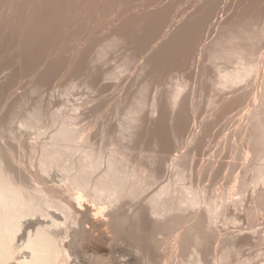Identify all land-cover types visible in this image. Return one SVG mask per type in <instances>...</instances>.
<instances>
[{"label": "bare ground", "instance_id": "bare-ground-1", "mask_svg": "<svg viewBox=\"0 0 264 264\" xmlns=\"http://www.w3.org/2000/svg\"><path fill=\"white\" fill-rule=\"evenodd\" d=\"M181 1H5L0 10V51L10 49L12 55H8L10 59L7 62L17 61L19 73L10 71L11 73L0 76V136L2 132L3 135L5 132V136H10L6 141L5 136L4 140L0 137V264H117L126 252L127 256L135 255L136 250L133 252L130 247L139 249L137 258L141 255L146 257V253L143 254L146 251L154 260L157 253L159 255L157 236L164 231L173 234L171 245L179 246V253L182 251L181 264H202L201 256L212 237L214 238L212 224L227 202L226 199L224 201L225 194L239 196L241 199L250 184L253 188L264 184V58L258 53L264 38V0H228L224 5L222 0ZM110 4L113 7L111 17L107 14V17L103 16L105 6L109 7ZM221 4L223 9L220 8ZM220 10L223 13L214 22L213 19ZM92 12H96L95 16ZM103 17H106L104 21L108 23L106 26L105 22V27L102 26L104 22L99 24ZM93 23H97V29L92 27ZM214 24L217 32L206 42L205 33ZM88 25L96 30H88L90 35L83 34L85 39L80 38L78 42L73 39V42L64 44L62 48L61 40L69 39L72 32L82 31ZM65 26L68 28L65 29ZM68 31L72 33L69 36ZM52 48L55 50L49 54ZM195 51L198 56L194 57L198 58L192 59ZM113 52L121 54V61L119 59L120 62L117 63L114 60L116 64L110 65L111 70H102L104 63L109 60L108 55ZM190 63L195 64L192 75L196 78L193 81H196L193 84L196 82L198 87L191 85L199 88V92L204 89V82L207 81V85L213 90V95L206 98L205 102L195 98L198 93L196 89L188 91L190 80L186 77L178 79V76L176 78L172 75L173 70L182 71ZM21 70L24 74H21ZM82 74H85L84 78ZM125 74L130 78L129 88L126 86L128 82H124V86L128 88L125 91L119 84L122 89L118 88V92H122L118 94L116 91L117 96L114 95L116 97L111 103L109 100L114 97H107L108 100L101 97L103 101L97 103H93L92 98L88 101L83 99L82 102V106L87 102L85 107L89 111L99 114L107 100L106 106L110 108L102 110H110L111 114H115L114 119L116 115H121L118 116L119 121L116 118L117 124L104 122L100 130L95 128L97 132L101 131L103 141L96 131L93 134L101 140L103 146L95 139L92 142L91 125H77V118L82 114L78 113L80 104H73L77 107L72 105L68 111L58 107L45 110L41 101H35L38 97L31 95L40 87H46L56 79L59 81L63 76L68 79L80 75L84 81L83 83L81 80V84L91 90L93 85L96 86L93 83L97 78L100 81L108 79L114 84L123 79L128 81ZM163 75H167L165 79L170 80L166 88L160 90L161 87L159 85L158 88L157 84L152 87L151 83H157ZM24 77L27 78L23 80ZM75 78L72 81L69 79L70 83ZM17 82L23 83V90L16 92L5 103L8 96L13 94ZM75 82H68L69 86L64 85L65 89L62 87L64 96L73 94L70 90L78 87ZM250 82L258 83L252 97L251 91L244 90ZM150 87L156 88V91L151 88V92ZM215 95L219 97L215 99ZM30 96L34 97V102ZM248 97L253 101L250 110L246 111L247 115L245 114V128L248 132L241 134L238 129L225 137L223 142L228 147L236 148L238 145L236 149L242 153L239 140L243 138L248 148L261 153L252 166L249 178L239 177V180L225 189L217 188V193L208 194L205 186L185 182L186 159L183 155L173 156L170 164L174 167V174L170 179H165V182L160 181L162 171L166 168L164 158L162 160L155 153L152 155V152L149 153L150 149L147 150L149 152L142 150L143 146L137 153L136 158L139 159H133L135 155L131 158V142L127 136L135 135L136 139H143L145 136L141 135L146 133L150 142H144L153 144V148L159 145L169 147L174 145L182 131H189L190 127L192 130L195 114L200 108H204L203 105L208 109L217 106L216 111L213 108L212 114L207 113L208 118L215 113L214 119L206 118L207 121L201 122L202 127H199L208 131L215 117L228 118L233 110L235 113V109L236 113L239 112ZM73 101L76 102V99ZM66 102L68 103L67 100ZM69 102L71 105L70 100ZM206 109L204 108V112ZM157 113L159 114L155 115ZM141 126L145 127L143 134ZM137 128H140V133ZM18 129L21 131H14ZM24 131L35 135H32L31 141L25 139ZM113 131H119L120 134L116 136L118 138L115 137L117 132H114V136L111 134L114 138L110 137V132ZM104 139H110V142H104ZM15 144L19 145L22 155H19L20 158H17L16 151L19 149ZM232 161L227 162L225 167H230ZM213 163L212 160L208 163L207 171L215 175L224 163ZM143 194L144 201L140 198L144 197ZM256 195V207L264 209V191L257 192ZM138 198L142 201H138ZM234 199L232 202H235ZM200 206L201 209L197 210L201 213L196 216L195 222L187 224L185 219L189 212L186 211ZM97 214L102 217L96 226L101 230L99 236L106 234L108 237L106 231L111 233L112 243L116 245L114 249V244L109 241L111 249L122 252V255L118 252V261L110 257V252V256L102 257L95 250L97 254L94 251L90 254L82 251L81 244L93 237L88 224ZM249 214L247 211V215ZM229 220L234 221L232 218ZM229 234L220 240L229 246L228 254L233 252L234 237L237 236ZM244 238L251 239L249 234ZM101 240L103 239H99ZM113 252L111 254L115 253ZM134 255L132 258V255L129 256L130 260L126 264H138ZM225 255L223 253L218 256L217 259L222 261L220 264H228ZM144 257L142 260L145 261ZM110 260L117 262L110 263ZM148 260H151L150 257ZM242 263L244 262L239 264Z\"/></svg>", "mask_w": 264, "mask_h": 264}, {"label": "rangeland", "instance_id": "rangeland-1", "mask_svg": "<svg viewBox=\"0 0 264 264\" xmlns=\"http://www.w3.org/2000/svg\"><path fill=\"white\" fill-rule=\"evenodd\" d=\"M6 1V0H5ZM5 1L4 0H0V10L4 7V3H5ZM182 1H185L186 2V0H182ZM181 1V2H182ZM225 1H228V0H222V2H224V3H222L223 5L226 3ZM185 2H183V3H185ZM183 3H181V4H183ZM4 4V5H3ZM180 4V3H179ZM180 4V5H181ZM221 4V5H222ZM111 5V4H110ZM109 5V7H111V8H109L108 6V8L105 6V8H106V10H103V11H105V15H103V16H106V14H107V16H110V13L112 14V5L110 6ZM223 5L220 7V8H222L223 9ZM104 8V9H105ZM223 12H222V10H220V12L218 13V15H216L217 17H215L214 19H213V21L215 22L217 19H218V17H221V14H222ZM95 14H96V12L93 14V12H92V15H94L95 16ZM106 16V17H107ZM106 17H103L102 19H103V21L101 22H99V24L101 23H103V25L102 26H104L105 27V22L106 21H104L105 20V18ZM111 17V16H110ZM109 17V18H110ZM98 24V26H101V25H99ZM107 22H106V26H107ZM91 25H93L92 27H95L96 29H97V23L95 24V23H93V24H91ZM91 25L89 26L88 25V27H86L85 29H83L82 31H76V32H72L73 33V35L68 39H66V40H64L63 39V41L61 40V43L60 44H62V48H64V46L66 45V44H68L69 42H73V39L75 40V41H79V39L80 40H82V39H85L86 38V36H88V35H90V32H92V31H94V30H96V29H94V28H92L91 27ZM94 25H96V26H94ZM66 28H68V26H65V29ZM89 28H91V29H89ZM94 29V30H93ZM90 31V30H92V31H90V32H88L87 33V31ZM216 32H217V29H216V26H215V24L211 27V28H209L208 29V31H207V33H205L206 34V36H204V38H206V42H208V41H210V39L216 34ZM70 31H68V34H67V36H69V35H71L72 34ZM86 33V34H85ZM83 34H85L84 36H83ZM83 36V37H82ZM85 37V38H84ZM76 38V39H75ZM78 38V39H77ZM77 41V42H78ZM63 42V43H62ZM66 42V43H65ZM65 44V45H64ZM53 50H55L54 48H52V49H50L49 50V54H50V51L52 52ZM12 51V50H11ZM196 53H194L193 54V58L192 59H197L196 57H194V55H196V56H198V54H197V51H195ZM10 53V54H9ZM258 53H259V56L261 57V58H264V38H263V40H262V42L260 43V45H259V48H258ZM10 55H12V53L10 52V49H8V50H5L4 52L3 51H0V76L2 75V76H4V75H6L5 73H11L12 71H16V72H18L19 73V71H18V62L17 61H9V62H7V60H9L8 59V57ZM121 54L120 53H118V52H113V54L112 55H108V56H110L108 59L109 60H107L108 62L107 63H104V65L102 66V65H100V66H102V70H104V68H107V70L109 69V70H111V66L110 65H115L116 64V62H114V60H117V63L118 62H120L121 61V56H120ZM53 55H51V57H52ZM116 57V58H115ZM120 59V61H118ZM6 61V62H5ZM111 62V63H110ZM193 64V63H192ZM191 63L188 65V66H186L185 68H184V70H173L174 72H172V75H173V77L174 76H176V78H178V79H181L182 77H186V79L187 80H190L189 82H191L190 84H189V82H188V85L190 86V88H189V90L188 91H191L190 89H192V88H194L191 84H193V82L194 81H196V80H194L193 81V79H196L195 77H194V75H192V73L194 72V68H195V64H193L192 65ZM106 66V67H105ZM107 66H109V67H107ZM194 67V68H193ZM113 68V67H112ZM64 71L66 70L65 68L63 69ZM62 70V71H63ZM11 71V72H10ZM37 71V70H36ZM176 71V72H175ZM21 72V74H24V72L21 70L20 71ZM178 72V73H177ZM174 73V74H173ZM4 74V75H3ZM176 74H178V75H176ZM194 74V73H193ZM83 75V74H82ZM85 75V74H84ZM84 75H83V77L82 76H80V75H78V76H76V78L75 77H70V78H68V79H66V76H63L62 77V79H59V81L56 79V80H54L52 83H50V84H48V85H45L46 87H43L42 86V88L40 89L39 88V90L37 91V92H35V93H33V94H31V95H33L34 97H38V98H35L34 99V97L32 96V98H31V96H30V99L32 100L33 99V102H34V100L35 101H41L42 103H43V105H42V107H44V109L46 110V109H52V107H53V109H56L57 107L58 108H61V109H64V110H66V111H68V109H71L70 107H72V105L74 104V105H77V103L78 104H80V106L82 107H80V110H79V108H78V110H79V112H78V110H77V112L80 114V113H82V114H84L83 116H82V114H81V116H79V117H81V118H77V125L78 126H81L82 127V125H83V127H85V126H90L91 125V132H90V137L92 136V142H95L94 141V139L96 140V142H98L99 140V138L97 139V136L95 137L94 136V131H96L97 132V130H98V128H99V130L101 129V127H102V123H104V122H110V123H112V124H114V123H116L117 124V119H118V121L120 120V118H118V116L120 115V114H118V116L116 115V118L114 119V113H112L111 114V112H110V110L109 111H106V110H108L109 108H110V106L109 107H107L106 105H107V100H108V98H112V97H114V98H110L111 100H109L110 101V103H111V101H113V99H115V97L117 96V94H115V93H117L118 91H120L122 88H123V90L125 91V90H127L128 88H129V84H130V78H129V75H127V74H125V75H127L128 76V81H127V79H126V81H124V77H126L127 78V76H125L124 75V77L122 78L123 80L122 81H119L118 83H114V84H112V82L113 81H110V80H108V79H103V80H101L100 81V78H97V79H95V81H94V83L93 84H96V88L94 87V85L90 88L91 90H88V88H86L87 86L85 85V88H84V86L81 84L82 83V78H84ZM186 75V76H185ZM188 75V76H187ZM1 76V77H2ZM178 76V77H177ZM0 77V78H1ZM82 77V78H81ZM164 77V80L162 79ZM165 77L167 78V75L165 76V75H163L162 76V78H161V80H159V81H157V83H156V81H154V83L152 84L151 83V86L152 85H156L158 88H160V90H164L166 87L165 86H167L166 84L167 83H169V79H165ZM27 77H24L23 78V80L24 79H26ZM64 78H65V80H64ZM72 78H75L74 79V81H76L75 83H77L78 85V87L77 88H75L76 86L75 85H73V87L74 88H72V90H70V91H73L72 93L73 94H68L67 96H64L65 94H64V92H63V88L65 89V86H69V84H68V82L70 83V80L72 79ZM176 78H174V79H176ZM70 79V80H69ZM82 80V81H81ZM67 81V82H66ZM72 81V80H71ZM74 81L73 82H71V83H73L74 84ZM108 81V82H107ZM162 81V82H161ZM164 81V82H163ZM167 81V82H166ZM126 82H128V85H126V86H128V88H126V86H124L125 85V83ZM62 83V84H61ZM70 83V84H71ZM83 83H84V81H83ZM171 83V82H170ZM119 84H121V87L119 86ZM195 84V86L196 87H198L196 84V82L194 83ZM193 84V85H194ZM257 82L256 83H252V82H250L248 85H246V87L244 88V90H246V91H251V97L254 95V92H255V88H256V86H257ZM22 85V86H21ZM56 85V86H55ZM63 85V86H62ZM65 85V86H64ZM79 85H80V87H79ZM105 85L107 86V85H109V86H107V87H105ZM111 85V86H110ZM159 85H160V87H159ZM187 85V86H188ZM24 85H23V83H21L20 84V82H17V85H16V87H18L17 89H16V87H15V92H14V90H13V94H10L11 96H8V99H7V101H5V103L6 102H9L11 99V97L13 96H15V94H16V92H20V90H23V87ZM67 86V87H68ZM82 86V87H81ZM102 86V87H101ZM104 86V87H103ZM117 86V87H116ZM63 87V88H62ZM66 87V88H67ZM71 87H72V85H71ZM152 87H154V86H152ZM152 87H150V91L152 92L154 89H156V88H152ZM163 87H165L164 89H162ZM194 88L193 90L195 91V89H196V92H198V90L197 89H199V88ZM43 88H44V90H43ZM58 88V89H57ZM70 88V87H69ZM105 88V89H104ZM116 88V89H115ZM118 88H120V90L118 89ZM153 90H152V89ZM188 88H186V89H188ZM49 89V90H48ZM59 89H61V90H59ZM71 89V88H70ZM98 89V90H97ZM114 89V90H113ZM17 90V91H16ZM104 90V91H103ZM159 90V89H158ZM63 92V94H62V92ZM103 93H102V92ZM117 91V92H116ZM123 91V92H124ZM154 91H156V90H154ZM188 91H186V92H188ZM60 92H61V94H60ZM122 92V91H121ZM120 92V93H121ZM200 92V93H199ZM199 92L198 93H196L197 95V97H195V98H197V100L199 101H202V100H204L203 102H205L207 99L206 98H208V97H210V96H212L213 95V90L211 89V87L210 86H208L207 85V81H205L204 82V89L202 90V91H200L199 90ZM119 92H118V94H120ZM40 94V96H38ZM60 94V95H59ZM113 94V95H112ZM194 94H195V92H194ZM194 94H192L193 95V97H194ZM63 97H62V96ZM97 95V96H96ZM114 95H116V96H114ZM62 97V99H64V101L61 99V97ZM217 95H215V96H213L215 99H217L219 96H217ZM12 97V98H13ZM60 97V98H59ZM67 97V99H65ZM79 97V98H78ZM104 99H106L107 97V100H105L106 101V105H104L103 106V108L104 109H106V110H102L103 112H101V110L99 111V114L98 113H96V112H92V111H89L88 110V108L87 107H85V104H87V102H85V103H83V106H82V102H84V101H88V100H91L90 98H92V100H94V102L93 103H97V102H99L102 98ZM192 97V98H193ZM80 98H82V99H80ZM94 98V99H93ZM96 98V99H95ZM62 100L64 103H66V104H69L70 105V102H69V100L71 101V105L69 106V105H66L67 106V108H66V106H65V104L61 101L60 102V100ZM69 99V100H68ZM76 99V102L75 101H73V100H75ZM83 99H85L84 101H83ZM9 100V101H8ZM59 100V101H58ZM66 100L68 101V103L66 102ZM77 100L79 101V102H77ZM82 100V101H81ZM194 101H197L196 99H193ZM30 101V100H29ZM72 101H73V103H72ZM103 100H101L100 102H102ZM40 102V103H41ZM50 102V103H49ZM57 102V103H56ZM60 102V103H59ZM81 102V103H80ZM30 103H32V101H30ZM41 103V104H42ZM109 103V104H110ZM54 104V105H53ZM57 104V105H56ZM252 104H253V101H252V99L250 98V97H248V98H246L245 99V101L243 102V105H242V107H241V110L238 112L237 111V113H236V109H235V113H233L234 112V110L229 114L230 116L227 118V117H221V119L220 118H218V119H216V117H215V120L214 121H212V122H214L213 123V125H211V129H209L208 131H204L202 128H199V127H202V123H203V121H207L206 120V118L207 119H210V118H213L214 119V116L213 115H215V113H213V115H212V117H210V118H208L207 116L209 115V114H207V113H211V112H213L214 110H213V108H215V111L217 110V106H213V107H210L209 109H208V107H205V105H203V107L206 109L205 110V112H204V108L203 109H201L200 108V110L195 114V122H194V126H193V124H192V130L190 129V128H188L189 129V131H182L181 133H180V136L178 137V139L176 140V142L174 143V145H171V146H169V147H167V146H165V147H160V145L157 147V146H154L155 148H153V144H149V143H146V142H144V141H146L147 140V142L149 141V139H147L146 137V133H145V127L143 128V126H141L142 127V129H143V131H141L142 132V134L143 133H145L144 135H141V136H145V138H143V139H145V140H143V139H141V138H139L138 136V138L139 139H136L135 138V135H134V137H132V136H127L129 139H130V141L129 142H131V143H129L131 146H130V149H131V154H132V156H131V158H133L134 156L133 155H135V157L133 158V159H135L137 156H138V154H139V152L138 151H140L142 148V150H144V151H147V150H149V151H147V152H149V153H151L152 155H153V153H155L154 155L156 156V154H157V156L158 157H161V159L163 160V158H164V161L163 162H165L164 164L166 165V168H165V165H164V168H165V170H164V168H163V170L165 171H162L163 172V174L161 175V178H160V181H162V182H165L164 180L166 179V180H168V178L170 177H172L173 176V174H174V167L170 164V163H172L171 161H172V158H174L176 155H183L184 157H185V159H186V163H185V175H186V177H185V182L186 183H188V184H192V185H194V186H205L206 187V189H207V192H208V194H215V193H217L218 191L216 190L217 188L219 189H225V187L226 186H228V185H230V184H233V183H235V180H239V177H245V178H249L250 177V175H251V173H252V166H253V164L255 163V161L257 160V158L261 155V153L260 152H258V151H254V150H252L251 148H248V146L244 143V140H243V138L241 139L240 138V140H239V147H240V149H241V151H242V153H240V151H239V149H236V148H238L237 146H236V148L233 146H230V147H228L227 146V143H224L223 142V139L225 138V137H227V136H229V135H231L234 131H236V130H238V129H240L241 131V134H245L246 133V131H247V128H245V124H246V115H247V112L250 110V107L252 106ZM73 105V106H74ZM87 106V105H86ZM56 107V108H55ZM69 107V108H68ZM74 107H77V106H74ZM78 107H79V105H78ZM106 107V108H105ZM83 108H84V110H85V112H83L84 110H83ZM212 108V109H211ZM86 109H87V111H86ZM212 110V111H211ZM70 112L72 111V110H69ZM89 111V113H87ZM247 111V112H246ZM101 112V113H100ZM92 113H96V114H92ZM106 113V114H105ZM108 113H109V115H108ZM233 113V114H232ZM101 114V115H100ZM159 113H157V114H155V115H158ZM212 114V113H211ZM246 114V115H245ZM93 115H94V117H93ZM99 115H100V117H99ZM103 116V117H102ZM109 116V117H108ZM119 117H121V115L119 116ZM144 117H146L145 115H144ZM156 117V116H155ZM47 118V117H46ZM98 118H100V119H98ZM107 118H109V119H107ZM142 119H143V117H141ZM86 119V120H85ZM84 122H86V123H84ZM109 120V121H108ZM212 120V119H211ZM210 120V121H211ZM216 120H218V121H216ZM94 123V125H92V123ZM102 121V122H101ZM144 121V120H143ZM142 121V122H143ZM89 122V123H88ZM96 122H97V124H96ZM99 122H101V123H99ZM202 122V123H201ZM217 122V123H216ZM88 123V124H87ZM91 123V124H90ZM102 124V125H101ZM214 124H215V126H214ZM217 124V125H216ZM14 125H15V123H14ZM85 125V126H84ZM101 125V126H100ZM144 125V124H143ZM199 125H201V126H199ZM93 126V127H92ZM97 127V128H96ZM140 127V128H141ZM193 127H195V128H193ZM93 128H94V130H93ZM95 128L97 129V130H95ZM140 128H137L139 131V133H140ZM22 129V128H21ZM21 129H18V130H14V131H21ZM201 129V130H200ZM24 130V129H23ZM191 130V131H190ZM193 130H195V131H193ZM200 130V131H199ZM203 130V131H202ZM137 131V130H136ZM6 132H8V131H6ZM23 132V131H22ZM96 132H95V134H96ZM101 131H98L97 133L99 134V136L98 137H100V139L102 140V138H101V136H100V133ZM114 132L115 131H113V133H111L110 132V135L111 134H113V136H114ZM117 133L119 132V131H116ZM115 132V134H117ZM248 132V131H247ZM3 133V132H2ZM1 133V139L2 140H4V136H5V132H4V135ZM11 133V132H10ZM24 133L25 134H23V136L25 137V139L27 140V141H31L32 139L31 138H33L35 135H33V134H28V131L26 132V131H24ZM29 135H27V134ZM29 133H30V131H29ZM32 133V132H31ZM98 134H96V135H98ZM120 133H118L117 135H115V137L116 136H118ZM3 135V136H2ZM7 135H10L9 133L7 134ZM12 135V134H11ZM32 135H33V137H32ZM26 136H28V137H26ZM112 135L110 136V137H113ZM94 137V138H93ZM9 138H10V136L8 137V136H5V141H6V139L7 140H9ZM28 138L30 139V140H28ZM114 138V137H113ZM116 138H118V137H116ZM135 138V139H134ZM110 139H112V138H110ZM110 139H104V142H105V140H107V142H108V140H110ZM125 139V138H124ZM123 139V140H124ZM231 139V138H230ZM101 140L98 142V143H100L101 145L103 144V143H101ZM117 140V139H116ZM119 140V139H118ZM127 141H128V139H126ZM126 140H125V142L124 143H126ZM232 140V139H231ZM103 141V140H102ZM112 141V140H111ZM115 141V140H114ZM142 141V143H140ZM110 142V141H109ZM108 142V143H109ZM138 142H139V144H138ZM150 142V141H149ZM97 143V144H98ZM112 143V142H111ZM147 145V147L145 148V146ZM226 144V145H225ZM14 145V144H13ZM15 145H17V144H15ZM104 145V144H103ZM102 145V146H103ZM105 145H107V144H105ZM111 145V144H110ZM109 144L107 145V146H110ZM134 145V146H133ZM136 145V146H135ZM150 145V146H149ZM18 146V149H19V145H17ZM17 146L15 147V148H17ZM107 146H104V147H106V148H109V147H107ZM138 146V147H137ZM143 146V147H142ZM227 146V147H226ZM14 147V146H13ZM142 147V148H141ZM14 148V149H15ZM153 148V149H152ZM135 149V150H134ZM17 150V149H16ZM153 150V151H152ZM18 151V152H17ZM16 151V153H18L17 155H18V157L17 158H20L22 155H21V152H19L20 151V149L19 150H17ZM135 151H137L136 153H135ZM239 151V152H238ZM237 154H236V153ZM14 153H15V151H14ZM15 153V154H16ZM20 153V154H19ZM138 153V154H137ZM227 153V154H226ZM235 153V154H234ZM137 154V155H136ZM19 155H21L20 157H19ZM164 155V156H163ZM174 156V157H173ZM166 157V158H165ZM230 158H232L231 160H230ZM233 158H235V159H233ZM132 159V160H133ZM137 159V158H136ZM138 159H139V157H138ZM137 159V160H138ZM165 159H166V161H165ZM212 160V163L213 162H215L216 164H217V162L219 161L220 163H222L223 165H221V166H223L222 167V169L217 173V174H215V175H213L211 172H208L207 171V165H208V163L210 162ZM232 160H234V161H232ZM135 161V160H134ZM229 161H232L233 163L230 165V167H228V166H226L225 167V164L227 163V162H229ZM132 163H133V161H132ZM215 163H213L214 165H216ZM50 178V177H49ZM169 178V179H170ZM51 179V178H50ZM49 180V179H48ZM49 185H51V183H49ZM262 186V187H261ZM262 189H261V188ZM152 188V187H151ZM58 189H60V188H58ZM260 189L262 190V191H264V184H259L258 186H256V188H253V186H252V184H250V186H248V188H247V190H245V192H244V194H243V196H242V198L241 199H239L237 196H231V195H228V194H225V197H224V201H225V199H226V203L224 204V206H223V208L221 209V212L219 213V217H218V221L217 220H215L214 221V225L212 224V227L214 228L213 229V235H214V238L212 237V239H211V241H210V243H209V245H208V248H206L205 249V252L202 254V264H220V263H222V261H219L220 259H217L218 258V256L219 255H222L223 253L224 254H226L225 256H227V259L228 260H226V262L228 263V264H239L240 262H244V263H242V264H264V209H261L260 208V210H259V206H257L258 207V209H257V207H256V205H257V203H256V193L257 192H262V191H260ZM149 190H151V189H149ZM148 192V191H147ZM146 192V193H147ZM145 193V194H146ZM145 194H143V196L145 195ZM231 196V197H230ZM227 197H228V200H227ZM234 197H235V199H234ZM237 197V198H236ZM140 198H145V196L144 197H140ZM142 199L140 200L139 198H138V201L140 200V201H142ZM234 199V201L235 202H232V200ZM236 199L237 200H240V201H236ZM136 201H137V199H136ZM143 201H144V199H143ZM231 201V202H230ZM135 201L133 200V203H134ZM256 204H255V203ZM234 204L235 206H233L232 204ZM228 206H227V205ZM225 205L227 206V208L225 207ZM250 207V208H249ZM256 210H255V209ZM193 209V208H192ZM190 210V211H186V213L187 212H189V214L187 213L186 214V219H185V221H186V223L188 224L189 222H191V223H193V222H195V220L197 219L196 218V216H198L199 215V212L200 211H198L197 209H201V206H200V208H198V207H196V208H194L193 210ZM250 210V211H249ZM252 210V211H251ZM195 211H198V212H195ZM247 211H248V214L249 215H247ZM255 211L257 212V213H255ZM261 211V212H260ZM196 214H195V213ZM252 212V213H251ZM194 213V214H193ZM201 213V212H200ZM221 213H223V215H225V216H223ZM255 215H254V214ZM192 214V215H191ZM253 214V215H252ZM221 215V216H220ZM257 218H256V217ZM101 216L99 215V214H97V215H95L92 219H91V221H90V223L88 224V228L90 229V231H91V236H93V237H91L89 240L87 239V240H85L82 244H81V246H83L82 247V251L85 253V252H87V254H90V252H92V251H98L97 253H101V255L100 256H102V257H105L104 255H109L110 257H112V258H115L117 261H118V258H120V255H118V252H119V254H120V252H121V250H120V248L119 247H117V248H119L118 250H120V251H117V249L116 250H113V249H111L112 247L114 248V247H116V245L114 244V243H112L113 242V239L111 238V233H108L107 231H106V233L109 235L108 237H107V235L105 234V235H103V236H101V237H103V238H101L100 236H99V233H101V230L98 228V227H96V226H98V224L101 222V218H100ZM223 217V218H222ZM250 217V218H249ZM234 219V221H232L231 222V220H229V219ZM251 218H253V219H251ZM96 219V220H95ZM190 219V220H189ZM222 219V220H221ZM223 219H225L224 221H223ZM96 221H98V222H96ZM222 221V222H221ZM93 229H95V230H93ZM99 229V230H98ZM98 230V231H97ZM172 231V230H171ZM163 232V231H162ZM165 232V231H164ZM163 232V234L162 233H160L158 236H157V248L159 249L158 250V252H159V255H158V253H157V255H156V257H158V258H156L155 257V259L153 260V258L150 256V254L149 253H147L146 251L144 252L143 251V254L144 253H146V257H144V256H142L141 255V257H139L138 256V258L136 257L137 255H136V253L138 252L139 253V249L138 248H136V247H130L131 249H133V252L135 253V255L134 254H130L129 256H131L130 258H132L133 257V255L135 256V261H137L138 262V264H141V262L142 261H144V260H142V257H144L146 260V263H145V261L143 262V264H181L182 263V261H181V258H182V256L181 255H183L181 252L179 253V249L180 248H178L177 246H174L173 247V245H171L172 244V238H173V234L172 233H169V231H168V233H164ZM173 232V231H172ZM174 233V232H173ZM229 233H233V234H236L237 236L236 237H234V238H236L235 239V244H234V246H233V248H232V250H233V252L231 253L230 252V254H228V252H229V250L230 249H228V247L229 246H227V245H224V243L223 242H220V240L221 239H223V237L225 238V237H227V235L229 234ZM172 234V235H171ZM249 234V237H251V239H245L244 237H245V235H248ZM97 235V236H96ZM165 235V236H164ZM169 235H170V237H169ZM230 235V234H229ZM228 235V236H229ZM106 238H105V237ZM216 236V237H215ZM235 236V235H234ZM93 239V240H92ZM95 239V240H94ZM99 239H103V240H101V241H99ZM92 240V241H91ZM247 240V241H246ZM87 241V242H86ZM94 241V242H93ZM108 241V242H107ZM112 244H114V246H112L111 247V243ZM160 241H162V242H160ZM106 243V244H105ZM111 245H110V244ZM161 243V244H160ZM218 243V244H217ZM109 246V247H108ZM172 246V247H171ZM176 247H177V249H176ZM173 248V249H172ZM115 249V248H114ZM112 250V251H111ZM94 251V253L95 254H97L96 252ZM115 253H114V252ZM116 251H117V254H116ZM174 251V252H173ZM227 251V253H225ZM110 252V253H109ZM114 253L115 255H117V257H114L115 255L114 254H111V253ZM109 253V254H108ZM123 253H125V252H123ZM98 254V255H99ZM125 254H127V252L125 253ZM122 255V252H121V258L119 259V261H118V263L117 264H120L119 262L121 261V264H126V261H128V260H130L129 259V256H127V255ZM140 254H142V253H140ZM149 254V255H148ZM228 254V255H227ZM113 255V256H112ZM145 255V254H144ZM106 256V257H107ZM119 256V257H118ZM147 256H149L150 257V259L152 260H148L149 259V257H147ZM185 257V256H184ZM107 258H109V257H107ZM111 258V259H112ZM136 258H137V260H136ZM139 258H141V260L139 259ZM143 258V259H144ZM110 259V258H109ZM138 260H140V261H138ZM156 260V261H155ZM114 261V262H113ZM116 261V262H117ZM229 261V262H228ZM115 262V260H110V263H116ZM123 262V263H122ZM147 262H149V263H147ZM135 263V262H134ZM134 263H132V264H134Z\"/></svg>", "mask_w": 264, "mask_h": 264}]
</instances>
